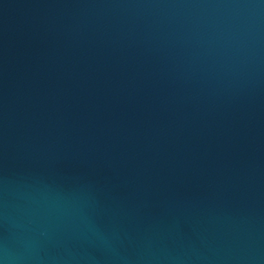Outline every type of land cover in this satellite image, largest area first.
Here are the masks:
<instances>
[{"label": "water", "instance_id": "95a60500", "mask_svg": "<svg viewBox=\"0 0 264 264\" xmlns=\"http://www.w3.org/2000/svg\"><path fill=\"white\" fill-rule=\"evenodd\" d=\"M0 264H264V0H0Z\"/></svg>", "mask_w": 264, "mask_h": 264}]
</instances>
